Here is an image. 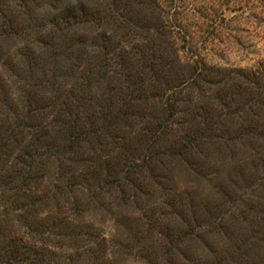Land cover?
<instances>
[{"label":"rangeland","instance_id":"374dc122","mask_svg":"<svg viewBox=\"0 0 264 264\" xmlns=\"http://www.w3.org/2000/svg\"><path fill=\"white\" fill-rule=\"evenodd\" d=\"M0 264H264V0H0Z\"/></svg>","mask_w":264,"mask_h":264},{"label":"trees","instance_id":"16d2710c","mask_svg":"<svg viewBox=\"0 0 264 264\" xmlns=\"http://www.w3.org/2000/svg\"><path fill=\"white\" fill-rule=\"evenodd\" d=\"M79 10L81 11L83 17L87 18L89 16L88 10H86L84 8L79 9Z\"/></svg>","mask_w":264,"mask_h":264}]
</instances>
